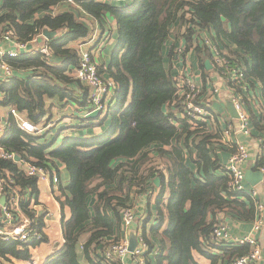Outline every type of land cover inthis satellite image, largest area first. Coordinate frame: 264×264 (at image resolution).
<instances>
[{
	"label": "trees",
	"instance_id": "obj_1",
	"mask_svg": "<svg viewBox=\"0 0 264 264\" xmlns=\"http://www.w3.org/2000/svg\"><path fill=\"white\" fill-rule=\"evenodd\" d=\"M62 5L68 7L54 11ZM125 6L108 0H0V35L11 30L13 39L25 44L43 29L58 33L43 40L49 57L36 51L4 58L14 71L27 72L0 81V104L15 105L34 124L43 122L50 112L46 99L91 109L86 88L72 76L79 56L68 44L87 38L93 21L104 29L112 18L117 30L108 64L97 65L106 84L114 88L113 96L104 113L76 126L81 131L90 129L92 135L89 131L88 137L66 135L55 145L42 140V135L24 132L10 116L0 138L6 153L44 167L58 179V163L69 172L68 184L61 186L58 181L59 194L54 195L61 207L64 243L45 264H82L81 260L119 264L114 256L106 258L105 252L123 236L122 209L141 196L155 207L153 223L147 230L153 216L149 210L138 221L137 206L136 221L128 233L139 235L146 244V264H199L195 251L210 264H231L250 247L212 243L209 235L221 213L253 221L256 204L248 194L231 189L230 174L216 151L234 154L236 147L218 142L217 129L206 121L181 116L183 106L171 65L174 53L167 44L184 28L185 51L194 49L203 81L207 78L204 62H211L203 35L224 52L230 67L239 70V82L225 80L244 100L253 136L260 139L256 166L264 169V110H252L248 99L253 92L264 103V0H129ZM103 33L111 37L110 27ZM52 60H61V65L50 64ZM152 156L165 167L149 166ZM6 173L23 195L28 194L19 209L33 220V233L29 243L0 239V257L30 260L29 247L46 241L43 216L30 207L37 179L26 176L13 160L0 158V177ZM154 178H159L157 187ZM65 207L71 214L67 220ZM37 232L42 240L35 239Z\"/></svg>",
	"mask_w": 264,
	"mask_h": 264
},
{
	"label": "built area",
	"instance_id": "obj_2",
	"mask_svg": "<svg viewBox=\"0 0 264 264\" xmlns=\"http://www.w3.org/2000/svg\"><path fill=\"white\" fill-rule=\"evenodd\" d=\"M40 36H42V33ZM202 40L204 45H206L211 52V63L215 68L216 75H225L230 81L239 82L242 74H240L239 70L235 67L229 66L228 57L225 56L224 52H221L217 44L207 35H203ZM4 43L9 44L10 47L2 50L1 46ZM26 46L27 43H19L13 39L11 30H6L0 35V70L5 78L11 76L13 68L4 60V58L18 57L21 54L20 52L26 49ZM75 49L78 52L79 59L78 66L72 70V76L80 81H86L89 79L91 85L98 86V93L93 94V99H90V102L88 103L92 105L91 110L96 109L99 114H102L107 110V105L109 104L110 98L113 96L114 88L110 87L109 84H106L100 73V76L97 74V64L94 61L93 56L89 55L85 49L77 47H75ZM178 50L181 53L184 49L179 48ZM38 51L45 54L47 57L50 56V52L45 46L40 47ZM175 81L179 93V99L181 100L180 103L183 106L181 116L192 121H206L210 116L207 104L212 101V97H208L204 100L201 87L198 86L189 75L181 76ZM229 90L231 103L238 114V118H236L238 125H224L221 134L223 137H228L233 132L236 133L237 131L249 134L251 133V127L249 125V116L245 109L244 100L240 94L236 93V91L230 88ZM219 91L220 89L218 86L215 85L212 87L213 94H216ZM96 97H98V100H96ZM10 113L14 116L18 127L28 134L41 135L46 129L45 125L34 124L22 117L15 108H10ZM5 128L6 123L4 124L0 122V138L4 134ZM221 140L225 143L227 141V139L224 138H221ZM235 147V153L232 154L224 164V168L230 174L229 185L232 190L246 193L255 199L256 191L254 189H247L245 186L243 164L248 157L247 147L244 143H237L235 144ZM14 156V153H6L3 148L0 147V158H7L14 161ZM14 162L19 165L26 176L35 177L37 181H48L50 176L52 185H55L59 181L57 176L51 175L44 167H39L34 163L22 159ZM259 171L264 175L263 168H260ZM14 184L15 182L10 178L9 173L0 177V199L2 196L5 197L4 204H0L2 221L7 225L13 226L12 230L0 229V239L17 240L22 243H29L31 234L33 233V220L25 217L19 209L20 202L29 197L27 198L25 194L23 195ZM135 202L134 204L123 208L121 211L123 234L126 235L111 244L105 252L106 258L114 256L119 260V264H128L126 261L127 258L130 259L131 264H146L147 246L139 235L136 236L137 246L134 251H128L130 238L128 232L131 226L135 223L137 217V202ZM258 204L259 203L257 202L256 209L261 208V205ZM262 225L263 221L261 219L256 220L248 234H244L240 237H233L229 232L228 225L223 220H219L210 233L209 240L216 244L223 241L238 245L246 244L250 247V251L247 254L234 258L231 264H260L262 260V249L258 243L257 234ZM34 235L36 240H42L43 238L41 232L34 233Z\"/></svg>",
	"mask_w": 264,
	"mask_h": 264
},
{
	"label": "crops",
	"instance_id": "obj_3",
	"mask_svg": "<svg viewBox=\"0 0 264 264\" xmlns=\"http://www.w3.org/2000/svg\"><path fill=\"white\" fill-rule=\"evenodd\" d=\"M104 1V0H103ZM107 1V0H105ZM129 0H108L109 3H111L112 5H115L117 7L120 8H124L126 7L125 4L128 2ZM67 6L62 5V6H57L54 8L55 12L61 11L64 8H67ZM114 20L112 18H108V25L104 28V29H100L99 24L96 21L91 22V28L89 30V34L87 36V38H90L91 34L93 32H97L98 38L95 39L93 41V44L91 45V48L93 51H95V55H94V60L97 63V65H104L105 66L108 64L110 57H111V52L112 49L114 48L115 44H116V40H117V30L114 26ZM108 27H110V32H111V40L106 41V39L108 38V35L104 34L103 32H106V30L108 29ZM49 30V29H48ZM95 30V31H94ZM52 31V30H50ZM55 32V36L52 37L55 38L58 36V33L56 31ZM180 36L176 39L172 38L169 40L168 44H167V48L169 46H171V49L173 48V53H174V57L172 59V69H173V75H175L174 79L176 80L177 78L184 76V75H189L191 77V79L198 85L201 87L202 92H203V99L205 100L208 97H212V101H210L207 106H208V110L210 112V116L208 117V119L206 120L207 125H212V128L214 130L217 129L218 132V137H220L217 141L225 144V145H229V147H231L233 149L232 146L235 147V144L237 143H244L247 147L248 150V157L245 161V163L243 164V169L244 171L247 169H250L252 172H256L259 171L257 166H256V162H257V158L260 155V139L258 140L257 138H255V136H253V132L250 129L251 133L249 134H244L240 131H237L236 133L233 132L230 136L228 137H223V135L221 134L222 128L224 127V125H234L237 126L238 125V121L236 118L231 117V115L228 112L227 106L229 103H231V95H230V90H229V85L227 83V81L225 80V75H216L215 73V68L212 66V63L210 62V60L206 59L205 61H209V68H205V72H206V81H203L202 78V71L199 65V59L196 55V53L193 51L194 49L192 48H188L189 50H186V46H187V42L184 38V28H181L180 30ZM44 38V39H42ZM46 38L43 36H37L36 38H34L31 42L27 43L26 49L22 50L20 53L24 54V53H35L36 51H38V49L40 47L44 46V42L43 40H45ZM86 39V38H85ZM47 40V39H46ZM80 41V40H78ZM77 42V41H75ZM75 42H71L68 44V47L71 48H75ZM106 43V44H105ZM105 44V45H104ZM173 46V47H172ZM9 44L4 43L1 46L2 50H5L7 48H9ZM179 48H183L184 50L180 53H177L176 50H178ZM183 53H185L183 55ZM53 61V60H52ZM168 61V60H167ZM189 61V62H188ZM50 64H55V66H59L61 65V60H56L55 62H49ZM205 64V62H204ZM187 67H189L191 72H187ZM185 70V72L182 71ZM27 72V70L25 69H18V70H13L12 69V74L11 76L5 78L3 76L2 71L0 70V81L1 80H9L11 78L14 77V75H25ZM38 73H34L33 75H37ZM103 76L110 82L111 79L108 78L107 75H105L103 73ZM218 86V88L220 89V91L216 94H213L212 92V87L213 86ZM204 87V88H203ZM250 99V103L249 106L252 110L256 111V112H260V110H264V103L263 100L261 98V96H253V92L252 94L249 96ZM3 100V93L0 92V101ZM46 105L47 107H50V110L52 111V108H55V105H59L61 107V112H63V107L68 108L69 106H76L77 105H73L70 103H60L57 100H52V99H46ZM62 104V105H60ZM246 107V105H245ZM10 108H15L17 111V107L15 105H9V106H4L0 104V122L2 123H6L7 125V121L9 119L10 116L13 117L15 123L16 120L14 118V116L10 113ZM79 108L78 110H72L71 114L73 116H78L77 118L79 119H75L71 121V125L74 123H77L78 125H72L74 128L65 131V126L66 125H59L60 127H62V131L58 134L60 135L61 133H63V137L66 135H78L80 136L81 134H84L85 136L83 137H88L89 133H87L88 131L91 132L92 135V131L90 129L87 130H79L77 129L76 126L81 127L79 125H85L84 122H82L84 119H88L89 117L86 116L85 118H82L83 115L86 113L85 111L87 109L85 108H80L79 106L77 107ZM54 111V109H53ZM19 114L24 117L25 119V113L18 111ZM180 117V114H179ZM46 118V117H45ZM28 120V119H27ZM80 122V124H79ZM17 125V123H16ZM39 125V124H37ZM249 125H252L251 120L249 119ZM46 128L49 129L50 132L52 131L50 130V128L53 125H45ZM56 126V125H55ZM58 126V127H59ZM57 128V127H56ZM47 129V130H48ZM46 130V131H47ZM96 130L98 131L99 129L96 128ZM42 135V134H41ZM44 135H42V137L44 138ZM88 135V136H86ZM62 137V138H63ZM42 138V140H44ZM53 139V136L51 137ZM221 138L227 139L226 143L223 142L221 140ZM55 145L58 144V140L53 141ZM218 152V154L220 155L223 163L225 164L229 157L232 155L227 151H220L219 149L216 150ZM58 169H59V184L61 186H65L68 184L69 179H70V175L69 172L67 170V168L61 164L58 163ZM52 175V174H51ZM57 176V175H56ZM155 179V178H154ZM153 179V181H154ZM155 186L157 187L158 185L154 182ZM159 184V183H158ZM245 186L247 189H254L256 191V198L254 199L252 197V199L255 201V204L258 202V205H261L260 209H256V215L253 221L250 222H245V221H239L237 219H234L232 217H229L228 215L221 213L219 215V220H223L229 227V232L233 237H240L244 234H248L253 225L254 222L256 220H262L263 221V225L261 226L258 234H257V238H258V243L262 249V260L260 262V264H264V180L258 182L255 185H251L250 183L245 181ZM58 187L57 185H52L51 184V176L48 179V181H38L37 182V193L34 195H31V204L30 207L35 210L36 215H42L43 216V223H44V228H43V234L46 237V241L39 243L38 245L34 246V247H29V252L31 255V259L30 260H20V259H15L13 257H9L10 260H5L3 258L0 257V264H45L46 261L54 256L63 246L64 243V237H63V229H62V215H61V207H60V203L57 201V199L55 198L54 195H58L59 192L57 191ZM26 196H28V194H25ZM143 196H141L136 202H137V206H138V214H141V218H138V221L141 223L143 221V218H145V216L143 217V213L145 215V213L149 210L151 211V213H153V216L149 219V221L146 224V229L148 230V227L153 223V219H154V210L155 207L153 205V203L151 202L149 205H147V203L145 202V200L142 198ZM89 204L92 205L93 202V198H90L89 200ZM35 203V204H34ZM147 205L144 207V205ZM90 205V206H91ZM64 218L65 220H67L70 217V210L69 208L65 207L64 208ZM0 229H7V230H12L13 226L12 225H4V223L2 222V213L0 210ZM124 236V234H123ZM131 236V235H130ZM136 237V236H135ZM128 239V237H127ZM193 256L194 259L199 263V264H210L209 259H207L206 257L202 256L201 254H199L198 252H193ZM128 262V264H131L130 259L127 258L126 260ZM82 264H87L84 263L83 260H81ZM154 264V263H153Z\"/></svg>",
	"mask_w": 264,
	"mask_h": 264
},
{
	"label": "rangeland",
	"instance_id": "obj_4",
	"mask_svg": "<svg viewBox=\"0 0 264 264\" xmlns=\"http://www.w3.org/2000/svg\"><path fill=\"white\" fill-rule=\"evenodd\" d=\"M97 38H98L97 32H93L89 39H81L80 41L75 42V46L74 47L85 49L89 55H92L94 57L96 50L93 51L92 48H91V45L93 44V41L95 39H97ZM110 40H111V37L108 35V38L106 39V41L110 42ZM176 51H177V53H180L179 50H176ZM184 54L185 53H183V55ZM182 71L185 72V70H183V69H182ZM187 72H191L189 67H187ZM97 74L100 76L98 70H97ZM81 85H83L86 88L87 92H88L87 97H86V100H87V103H88V102H90V99H93V94L98 93V86L91 85L89 79H87L86 81H81ZM100 89H102V88H100ZM96 100H98V97H96ZM60 105H62V104H60ZM55 106H56L55 108H52V111L50 110V112L46 114L45 120L39 124V125H48V126L49 125H53L50 128V130L52 131V129H53V131L50 132L49 129L46 128L44 130V132H43V134H45L44 138L42 137L45 141L52 140L50 143H53V141H55V140H58V143H60V141H61V139L63 137V133H61L60 135H58V134L62 131L61 128L63 126L60 127L59 125H62V124L66 125L65 126V128H66L65 131H67V130H70V129L74 128L72 125H74V124L78 125L77 123H74V124L71 125V121L75 120V119H79V118H77L78 116H73L71 114L72 110H76V109L78 110L79 109V108H77L78 105H77V107L76 106H69L66 109H65V107H63V112L60 111L61 107L59 105H55ZM53 109H54V111H53ZM90 110L87 109L85 111L86 113L83 115L82 118H85L86 116H88L93 111H98L96 109H93L91 111ZM52 136H53V139L51 138ZM149 163H150L149 166L155 167L158 170L165 167L164 166V162L161 159H158V157H153L152 156V160H150ZM4 225H7V224L4 223ZM124 235H126V234H124Z\"/></svg>",
	"mask_w": 264,
	"mask_h": 264
},
{
	"label": "water",
	"instance_id": "obj_5",
	"mask_svg": "<svg viewBox=\"0 0 264 264\" xmlns=\"http://www.w3.org/2000/svg\"><path fill=\"white\" fill-rule=\"evenodd\" d=\"M42 36L45 37L47 40L52 39V37L55 36L54 31H50L48 29H43L42 30ZM205 66L209 68V61H205ZM228 112L233 118H238L237 111L235 110L234 106L232 103H229L227 106ZM99 114L98 111H93L88 115V117H95ZM21 158L19 155L14 156V161H19ZM244 179L246 182L250 183L251 185H255L258 182L264 180V175L260 171L252 172L250 169H247L244 171ZM154 182L158 185L159 183V178H155ZM5 201V197L2 196L0 199V204L3 205ZM137 246V240L134 235L130 236L129 238V244H128V251L133 252L135 247Z\"/></svg>",
	"mask_w": 264,
	"mask_h": 264
},
{
	"label": "clouds",
	"instance_id": "obj_6",
	"mask_svg": "<svg viewBox=\"0 0 264 264\" xmlns=\"http://www.w3.org/2000/svg\"><path fill=\"white\" fill-rule=\"evenodd\" d=\"M38 182V181H37Z\"/></svg>",
	"mask_w": 264,
	"mask_h": 264
}]
</instances>
